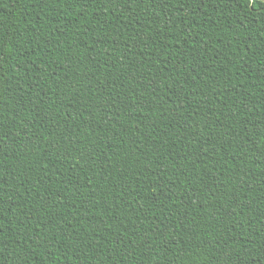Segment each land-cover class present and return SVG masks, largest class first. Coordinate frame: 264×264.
<instances>
[{
	"label": "trees",
	"instance_id": "1",
	"mask_svg": "<svg viewBox=\"0 0 264 264\" xmlns=\"http://www.w3.org/2000/svg\"><path fill=\"white\" fill-rule=\"evenodd\" d=\"M0 264H264V3L0 0Z\"/></svg>",
	"mask_w": 264,
	"mask_h": 264
},
{
	"label": "water",
	"instance_id": "2",
	"mask_svg": "<svg viewBox=\"0 0 264 264\" xmlns=\"http://www.w3.org/2000/svg\"><path fill=\"white\" fill-rule=\"evenodd\" d=\"M257 1H259V2H261V3H264V0H257Z\"/></svg>",
	"mask_w": 264,
	"mask_h": 264
}]
</instances>
